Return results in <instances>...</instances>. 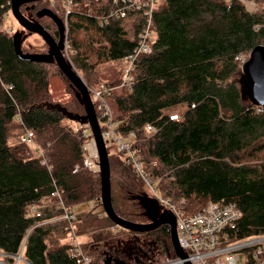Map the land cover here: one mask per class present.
Instances as JSON below:
<instances>
[{
	"label": "trees",
	"instance_id": "trees-1",
	"mask_svg": "<svg viewBox=\"0 0 264 264\" xmlns=\"http://www.w3.org/2000/svg\"><path fill=\"white\" fill-rule=\"evenodd\" d=\"M70 1L31 2L21 11L36 5L26 10L60 43L61 21L71 9L70 61L86 82L97 84L88 85L94 89L101 85L100 64L133 51L143 16L112 15L119 7L114 0ZM255 2L257 8L250 11L245 0H159L152 52L138 58L132 87H117L108 98L119 132L125 137L133 133L132 149L163 196L188 214L210 201L238 206L241 217L231 230L232 240L264 235V106L253 104L242 88L245 56L264 45V0ZM10 10L11 0H0V252L22 251L32 264H76L64 242L67 221L38 223L63 214L53 206L56 188L69 209L82 203L97 210L103 206L101 174L75 172L84 158L83 138L70 124L85 116V106L55 59L18 56L17 40L24 54L48 57L51 50L42 38L48 53L28 51L19 37L3 29ZM51 66L76 91L70 101H53ZM121 78L122 73L109 84L118 86ZM173 112L181 118L169 119ZM146 124H156L160 131L147 135ZM26 130L34 132L47 164L23 142ZM107 149L114 210L134 221L144 212L143 202L150 200L148 188L126 152ZM33 205L44 208L41 217L26 215ZM98 213L93 210L79 219L82 233L99 232ZM104 224L115 226L108 216ZM145 234L160 245L171 244L168 225Z\"/></svg>",
	"mask_w": 264,
	"mask_h": 264
},
{
	"label": "built area",
	"instance_id": "built-area-1",
	"mask_svg": "<svg viewBox=\"0 0 264 264\" xmlns=\"http://www.w3.org/2000/svg\"><path fill=\"white\" fill-rule=\"evenodd\" d=\"M67 2L70 3L71 1L67 0ZM158 2L159 0H114V3L118 4L119 7L112 15L115 14L117 17L125 18L131 12H138L143 16L144 25L138 35V41L133 51L124 57L127 65L122 72L121 83L118 86H112L105 81L97 88L88 87L96 112L101 115V118L98 117V119L104 141L107 148L110 147L117 151L126 152L128 161L133 163L137 173L144 180L146 187L154 195L158 207L161 202L165 206V210L174 213L176 216L178 240L186 253V258L183 259L176 255L173 259L158 264H185L186 262H191L192 264H264V235L250 236L241 240H232L231 238V230L235 228L241 217V211L235 203L210 201L192 214L180 210L169 198L158 194L157 188L154 186L155 180L143 170L142 162L139 161L130 143L133 133L129 137H125L118 130V121L114 118L113 109L109 104L108 98L117 87H132L138 58L143 54L152 52V43L155 39L153 30L154 14ZM245 2L250 11L255 8L252 1L245 0ZM70 10L68 7L67 16ZM101 24L103 25L104 22L102 21ZM247 59L245 58L243 63ZM168 115L171 120H179L181 118L180 114L175 112ZM70 128L79 132L83 138L84 158L82 164L75 167V172L85 169L100 173V152L89 122L73 121L70 124ZM144 130L147 135H156L160 128L156 124H146ZM34 138V132L26 130L22 140L29 144L31 148L34 147L38 151V156L42 158V163L47 164L44 150L39 147ZM52 194L57 198L53 206L62 208L63 214L60 217L40 222L38 225L59 218L66 220L68 224L65 228L67 232L65 244L68 257L74 260L76 264H97L93 257L84 250L74 225L77 217L73 214L72 209L66 206L60 190L56 188ZM43 211L44 208L33 205L28 208L26 215L28 217H41ZM159 213L161 214L160 211ZM101 216L102 213L100 214ZM19 254H22V251ZM19 254L9 255L0 252V264H20L21 260L31 264L23 256L19 257ZM2 256L5 259H2ZM7 257L14 258L15 262H9L6 259Z\"/></svg>",
	"mask_w": 264,
	"mask_h": 264
},
{
	"label": "rangeland",
	"instance_id": "rangeland-1",
	"mask_svg": "<svg viewBox=\"0 0 264 264\" xmlns=\"http://www.w3.org/2000/svg\"><path fill=\"white\" fill-rule=\"evenodd\" d=\"M249 1H252L254 3L255 8L253 10H255L257 8L255 0ZM34 6L36 7V5H33V3L28 4L27 6H25L24 12H22L28 19L38 23L36 20L33 19L31 12L26 10L27 7L34 8ZM56 13L61 17H64V14L60 11H56ZM67 18L68 17L66 12V18H63L61 21V25L63 26L62 31L64 36V43L66 46L64 47L62 52L65 58L70 61L72 45L69 38V22ZM2 28L11 31L13 34H15L16 37H19L20 41H22L23 43V46H25L28 51H42L43 53H48L49 49L46 43L43 41L42 37L36 33L30 34V32L24 30L25 28L23 29L22 26H20L11 10L7 13L6 20ZM249 56L250 53L245 57L249 58ZM126 65L127 61L125 60V58L118 60H110L108 62L100 64L97 71V83L99 84L105 81L110 82L115 80L119 76V74L123 72ZM73 67L81 75V72L74 65ZM49 70L51 72L50 92L53 95V101L61 103L70 101L72 98L71 93L74 94L76 92L74 88L71 87L70 82L59 72L57 67L51 66ZM87 82V86L89 84L92 87H95L97 85L94 81ZM110 102L109 104L111 105L112 102ZM111 107H113L114 109L113 104L111 105ZM182 107L180 106V109ZM107 140L109 141V139ZM31 149L33 151V154L35 156H38V151L34 147H32ZM154 186L157 188L158 194L163 196L159 188V183L155 181ZM146 194L148 199L155 200L154 195L149 189H147ZM143 208V214L137 216L134 219V222L148 223L151 220V217L147 213V210L145 209V207ZM93 210L94 212L100 211V213H98L99 217L102 213V216L95 223V228L96 230H99V232L96 233L85 231L82 233L80 229L81 221H79V219ZM164 210L165 206L160 202L159 211L162 213ZM72 212L77 217V220H75L74 225L76 227L77 233L79 234V238L84 247V250L89 254L90 252H92L91 255L93 259H97L100 263L106 264V261L110 259V263L112 264L118 262H122L125 264H158L164 261H169L175 256V250L172 241L170 245L164 244L165 242L162 243L163 245H160L157 242H154L152 238H150L152 236H148L145 233L136 234V232H131L129 230L118 228L116 226L107 227V225L104 224V221L107 219V215L103 206H100L97 210L94 208L92 203H82L76 205L72 209ZM95 234H98V236H95ZM66 240L67 236L65 237L64 242ZM1 258L5 259V257L3 256ZM20 264L27 263L24 260H21Z\"/></svg>",
	"mask_w": 264,
	"mask_h": 264
},
{
	"label": "water",
	"instance_id": "water-1",
	"mask_svg": "<svg viewBox=\"0 0 264 264\" xmlns=\"http://www.w3.org/2000/svg\"><path fill=\"white\" fill-rule=\"evenodd\" d=\"M42 1V0H11V12L18 21V23L30 33L40 35L50 47V55L36 56L24 54L20 48L19 40L16 41L15 47L18 56L23 60H36L50 62L53 59L58 63L62 72L72 82L79 92V97L85 106L86 115L80 118V122H89L94 136L96 138L98 149L100 152V167H101V183H102V204L106 215L115 223L118 228H123L137 233H146L159 228L162 225H168L170 229L171 241L175 253L180 258H186L184 249L180 246L177 232V219L174 213L164 210L159 214L157 203L155 200H147L143 202V206L151 217L148 223H137L120 217L114 210L112 204V191H111V167L109 160V152L107 145L104 141L101 126L99 124L98 115L86 82L82 76L74 69L72 63L68 61L62 50L65 43H58L54 37L44 28L43 25L28 19L21 11V7L27 3ZM245 79L242 82V88L245 95L252 101L253 104L264 106V45L256 46L250 53L249 58L242 67ZM22 254H19L21 257ZM29 263L32 262L25 259ZM106 264H112L110 262ZM125 264V263H115ZM185 264H192L186 262Z\"/></svg>",
	"mask_w": 264,
	"mask_h": 264
},
{
	"label": "flooded vegetation",
	"instance_id": "flooded-vegetation-1",
	"mask_svg": "<svg viewBox=\"0 0 264 264\" xmlns=\"http://www.w3.org/2000/svg\"><path fill=\"white\" fill-rule=\"evenodd\" d=\"M159 209V208H158ZM160 214V213H159ZM151 221V220H150ZM149 221V222H150ZM137 233V232H136ZM138 234V233H137ZM143 234V233H142ZM155 242V241H154ZM108 262H110V259H108L107 261H106V263H108ZM102 264H104V263H102Z\"/></svg>",
	"mask_w": 264,
	"mask_h": 264
}]
</instances>
